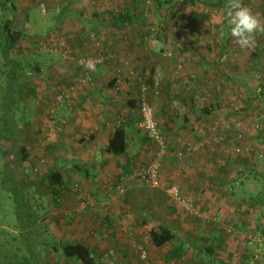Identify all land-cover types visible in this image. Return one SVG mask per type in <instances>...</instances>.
Listing matches in <instances>:
<instances>
[{"label": "rangeland", "instance_id": "rangeland-1", "mask_svg": "<svg viewBox=\"0 0 264 264\" xmlns=\"http://www.w3.org/2000/svg\"><path fill=\"white\" fill-rule=\"evenodd\" d=\"M67 2L69 9H62ZM160 2L161 6L156 0H0V15L25 36L16 52L23 65L0 69V264H31L23 262L26 256L33 264H80L65 258L60 250L45 248L52 247V242L83 238L97 264H145L138 255L140 247L148 253L150 264H264V216L249 206L260 187L257 173L264 168V142L257 138L260 132L264 134V98L259 97L264 82V33L254 34L251 46L241 49L227 33L225 0ZM243 3L264 23V0ZM154 54L161 58L176 54L170 88H160L164 75L156 68L149 72L157 59ZM145 56L152 61L145 63ZM201 58L207 60L206 67L197 75L188 74L189 65ZM87 59L102 63L82 84L81 63ZM149 77L152 85H148ZM111 82L116 83L115 97L130 98L129 94L139 100L144 93L169 153L160 187L128 183L117 197L122 212L117 222L126 226L118 228L116 241H112L114 233L106 231L103 240L101 231L90 228L82 233L79 228L85 218L82 214L95 208L90 206V193H101L109 200L106 192L112 186L92 169L91 176L85 175L78 156L61 145L59 126L70 101L93 85L104 91ZM142 86L148 89L143 92ZM62 94L65 97L59 100ZM190 96L196 109L182 104ZM120 102L115 105L119 116L125 107ZM133 115L139 122L138 104ZM17 127L22 137L19 144L11 145L6 141L20 132ZM205 141L209 143L187 160L172 156L184 142L199 145ZM141 143L147 147L142 156L147 159L136 171L153 157L145 133ZM21 146L26 159L15 165L16 174L11 162H17ZM195 163L200 167L192 171ZM245 166L251 171H243ZM54 169L61 172L65 193L63 206L50 208L42 178ZM21 172L26 181L39 180L38 186L25 189V196L17 184ZM183 176L187 182L205 180L202 189L194 187L190 200L181 193ZM172 185L179 188L189 207L166 192ZM131 188L147 195L152 202L148 208L123 202ZM23 197L33 212L25 207ZM67 199L72 207L66 205ZM42 224L48 229L41 242ZM159 224L171 228L179 241L154 247L149 232ZM208 247L212 248L209 255Z\"/></svg>", "mask_w": 264, "mask_h": 264}, {"label": "crops", "instance_id": "crops-1", "mask_svg": "<svg viewBox=\"0 0 264 264\" xmlns=\"http://www.w3.org/2000/svg\"><path fill=\"white\" fill-rule=\"evenodd\" d=\"M65 8L69 9V2L65 3L62 7V9ZM202 54L199 56L203 57ZM154 55L155 57H157V59L155 60L154 64L150 66L149 72L153 68H156L160 72V74L164 75L163 79H161L160 81V88L162 90H164L165 88H170V86L168 85V80L170 79L169 73L171 70V65H173L176 59V54H174L172 58H161L159 54ZM193 60H195V58ZM151 61L145 56V63H150ZM206 62L207 60L204 61V59L201 58V60H198L197 64H190L187 68V73L197 75L198 73H200L201 68L206 67ZM115 86L116 83L111 82L108 88H105L104 91H101L103 89H101L99 86L93 85L89 87V92H83L81 94L82 97L76 96L75 100L68 103L66 112L65 114H63L61 124L59 125L60 133L62 136L61 145L64 146V150H66V152L68 151L78 156V161L81 164L80 167H84L82 168V170H84L85 175L91 176L90 170L92 169V171L94 172L93 174L97 176L100 175L99 178L104 179L105 181L106 179H108V185L112 186L111 190L107 192L104 191L103 188H101V190L104 191L103 193L106 192L108 194L107 196L109 197V200L104 199V196L101 195V193H90V206L92 207L94 204L95 208H88L85 214H82L83 216H85V218L82 220V222H80L79 228L82 229V233H85L90 228H93L94 231L96 230V232H98L97 230H99L103 234V240L107 238V233H105L106 231L114 233L112 241H116L117 239V235L120 232L118 228L126 226V224L117 222V215L121 210L118 211L119 206L116 202L117 197H115L113 193V186L118 180V175L133 173L134 171H136V169L139 168V166L143 165L147 159V157H145V159L143 158L146 154L147 147L146 145L144 146L141 143V137H143L144 133L141 132V130H139V128L137 127L138 122L135 121L133 115V110L136 108L138 100L136 97L134 98V96L132 97L129 94L128 96H130V98L125 97L123 99L122 97H115L116 93L113 90ZM102 92L104 93L101 94ZM119 101H121L120 104L123 105V107L125 104L124 109H122L124 110V113H122L123 116H119L118 111L115 108V105H119ZM184 103L186 104V106L188 105L191 108L196 109V106L194 105L195 101L192 100V97L190 101H187L186 99L182 101V104ZM130 104H132V106L134 104V107H132ZM119 127L123 128L126 133L127 149L125 154L120 156H113L107 153L105 144L111 137L113 132L116 130V128ZM137 133L142 136H136ZM181 147L182 144L181 146L179 145L178 148L180 149ZM189 165L192 166V164ZM198 167L200 166L196 165L195 163L194 169H188L196 171ZM204 181L205 180L202 179L201 183H198L196 180L191 179L189 182H187L186 178L184 177L183 183H181V193L183 194V196H186L188 200H190L194 187L196 191L202 189L201 186L202 183L204 184ZM87 182H89V180H87ZM208 183L209 182H206L207 188L205 190V193H207L206 191H208ZM104 184L106 183L104 182ZM133 188H131L127 192L125 199H123V202L134 201L136 205L140 206V209H144V207L148 208L150 205L149 203L152 202L147 198V195H139L137 194L136 190H133ZM189 192L191 193L189 194ZM47 195L48 196L46 199L52 202L49 193ZM62 197L63 195L57 200L58 202H60L58 207L63 206L64 201L61 200ZM68 201L69 200L67 199L66 205L72 207L70 206ZM111 206L116 208L112 209ZM65 211L69 210L66 208ZM145 221L147 222V219ZM160 225L161 224H159V226ZM57 228H60V224L57 226ZM129 230L133 231L134 229L129 228ZM141 230L142 227L139 229V232H141ZM134 233L136 234V231H134ZM75 243H82L84 245H87L85 238H83L82 241H75Z\"/></svg>", "mask_w": 264, "mask_h": 264}, {"label": "trees", "instance_id": "trees-1", "mask_svg": "<svg viewBox=\"0 0 264 264\" xmlns=\"http://www.w3.org/2000/svg\"><path fill=\"white\" fill-rule=\"evenodd\" d=\"M185 1H188L191 4L195 3V0H185ZM156 3L157 5L161 6L160 0H156ZM197 3H200V2H197ZM24 42H25V36L21 32L13 29V22L10 20H6L3 16L0 15V58L2 60V62L0 61V69L1 68L9 69V67L18 68L21 65H23L17 59L16 52L18 51V49L21 47V45ZM148 83H149L148 85H152L151 77L148 78ZM259 97L264 98V82L260 86ZM130 105L132 106V104ZM132 107H134V104ZM17 128L20 132L16 133L14 137L9 138L6 141L10 143L11 145L15 143L19 144V141L21 140L22 130L19 127ZM258 135H259L257 136L258 140L261 139L262 141L263 139V142H264V136H263L264 134L260 132V134ZM105 145H106V151L110 155L120 156V155L125 154L126 149H127V142H126V133L124 129L121 127L116 128V130L113 132V134L108 139ZM19 154H20V157L18 156L17 162L13 161V159L11 162L12 163L11 166L14 172L16 171L15 165L26 159L25 149L22 146L19 147ZM245 160L249 162L251 161L250 158H245ZM243 168H245L243 169V171H246L249 167L245 166ZM257 177L259 178L260 187L258 191L256 192V194L254 195V197L251 198V204H249V206L252 212H254L258 208L263 213V216H264V168L262 172H260L259 174L257 173ZM38 181L39 180H33L29 182V181L24 180L23 172H21L20 176L18 177L17 184L20 185V187H22L23 195L25 196V189L31 185L38 186L39 184ZM42 181L44 182V184L47 185V188L49 190V195L51 196V200H52L51 208L58 207L59 203L57 200L59 197H61L65 193V188H64V183H63L61 172L58 169L50 170L49 172L43 175ZM21 201L25 202V207L29 208L31 212H33L31 209V205L28 199H26V197L25 198L23 197ZM29 209H27V211ZM37 220H38V217H37ZM262 220H263V225H264V217ZM34 223H36V221L33 222V224ZM47 229H48L47 226H45V232H43L41 235V242H42V238H45V236L47 237ZM149 240H150V243L156 248H162L166 245L175 244L177 241H179L178 238L176 237V234L173 232V230L164 225H160L157 230L150 231ZM52 243H53V246L52 247L48 246L45 248V250H47L48 248L54 251L60 250L62 255L65 258L74 260L80 264H97L96 258L94 257L92 250L87 245H84L82 243L66 242V241H61V242H58L57 244L55 242H52ZM205 252L208 255L211 254L212 248L210 247L205 248ZM31 259H32V256H31ZM24 261H30L31 264H33V261L28 260L27 256L25 257V259H23V262ZM35 262L37 263L36 260ZM37 264H40V263L38 262Z\"/></svg>", "mask_w": 264, "mask_h": 264}, {"label": "built area", "instance_id": "built-area-1", "mask_svg": "<svg viewBox=\"0 0 264 264\" xmlns=\"http://www.w3.org/2000/svg\"><path fill=\"white\" fill-rule=\"evenodd\" d=\"M95 65L102 63L101 59L94 60ZM83 65V62L81 63ZM84 67V66H83ZM91 79V72L84 68V74L79 80V83H85ZM148 89L147 86H142V91L145 92ZM65 97V94H62L59 100H62ZM139 106V122L137 124L138 128L142 130L147 139L153 146V157L149 164L145 167L137 170L135 174L131 177L122 176L118 178L116 183L113 186V193L115 197L123 195L126 185L137 183L140 186L148 188H158L161 186L162 182V171L166 158L168 157V144L165 137V134L157 126L153 110L144 96V93L139 97L138 100ZM214 141H219L214 139ZM209 142L205 141L199 145L193 144L191 142H184L183 146L173 153V157L176 160H187L193 155L197 154L205 145ZM166 192L169 193L178 203L183 207H189V203L182 198L179 194V188L176 185L170 186L166 189ZM138 255L140 260L145 264H150L148 253L143 247L138 248Z\"/></svg>", "mask_w": 264, "mask_h": 264}, {"label": "clouds", "instance_id": "clouds-1", "mask_svg": "<svg viewBox=\"0 0 264 264\" xmlns=\"http://www.w3.org/2000/svg\"><path fill=\"white\" fill-rule=\"evenodd\" d=\"M223 11L227 33L241 49L251 46L254 34L264 33V23L244 6L243 0H225ZM83 66L90 72L96 71L92 59L84 61Z\"/></svg>", "mask_w": 264, "mask_h": 264}]
</instances>
